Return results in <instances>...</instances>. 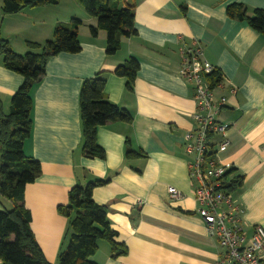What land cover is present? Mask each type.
Returning a JSON list of instances; mask_svg holds the SVG:
<instances>
[{
    "label": "crops",
    "instance_id": "1",
    "mask_svg": "<svg viewBox=\"0 0 264 264\" xmlns=\"http://www.w3.org/2000/svg\"><path fill=\"white\" fill-rule=\"evenodd\" d=\"M135 7L137 35L124 38L114 56L106 54L107 37L92 38L88 17L75 0L39 6L17 15L0 16V39L25 55L26 43L53 39L58 24L83 21L81 52L50 59L46 75L33 92V134L26 155L41 164V175L25 189L31 230L45 259L57 264L67 227L58 212L78 184L104 181L93 200L108 209L111 227L128 254L112 257L111 246L99 243L98 264H218L223 252L207 234L198 214L189 178L192 156L184 148L195 129V87L181 76L182 53L197 44L222 81L213 99L226 100L217 120L229 126V147L218 154L222 164L243 177L235 198L244 208L245 230L264 228V39L227 10L243 4L264 11V0H127ZM3 6V5H2ZM130 58L140 63L132 91L115 74ZM103 74L107 99L132 116L131 124L110 123L98 129L105 160L82 152L79 96L86 80ZM23 77L4 68L0 59V100L6 112ZM221 135L212 137L213 149ZM144 157L127 160L128 151ZM169 188L182 198L169 199ZM0 203V211L10 208ZM0 264L2 262L0 261Z\"/></svg>",
    "mask_w": 264,
    "mask_h": 264
},
{
    "label": "trees",
    "instance_id": "2",
    "mask_svg": "<svg viewBox=\"0 0 264 264\" xmlns=\"http://www.w3.org/2000/svg\"><path fill=\"white\" fill-rule=\"evenodd\" d=\"M62 0H3V16L17 15L26 9L39 6H57ZM88 17L96 20L90 26L92 38L100 32L107 37L106 54L114 56L121 48L124 38L137 35L135 7L127 0H75ZM231 19L245 22L264 39V11L252 12L243 4H233L227 10ZM84 25L79 19L68 24H58L53 39L44 43L27 42L28 52L19 55L7 40L0 39V59L5 69L23 77V83L11 99L10 109L4 110L0 100V203L10 208L0 211V261L2 264H50L43 255L31 230V214L25 207V189L41 175V164L26 155L24 147L33 134V92L46 75L51 58L60 54L81 52L79 30ZM140 63L130 58L117 67L115 74L127 79V90L132 91ZM211 88L222 81L220 72L207 75ZM106 80L103 74L86 80L80 91V119L82 128V152L86 158L105 160V151L97 141L98 129L110 123L131 124L132 116L107 99ZM144 157L128 151L127 160ZM224 178L223 190L235 195L242 188L243 177L234 169ZM104 181L78 184L69 192V202L60 206L58 212L67 219V227L57 264H98L93 260L99 243L111 246L112 257L128 254L125 244L118 241V233L111 227L108 209L93 200V190Z\"/></svg>",
    "mask_w": 264,
    "mask_h": 264
},
{
    "label": "built area",
    "instance_id": "3",
    "mask_svg": "<svg viewBox=\"0 0 264 264\" xmlns=\"http://www.w3.org/2000/svg\"><path fill=\"white\" fill-rule=\"evenodd\" d=\"M182 54L181 76L194 85L198 109L194 115L196 127L187 132L184 143L186 153L193 158L188 170L198 214L207 234L223 250L218 264H264V228L254 226L249 237L244 208L233 194L223 190L224 176L231 166L222 164L218 154L229 147V126L217 120L226 100L214 101L213 88L206 79L215 69L204 59L197 44L185 48ZM217 134L222 139L213 149L212 137ZM168 193L171 202L182 198L176 188H169Z\"/></svg>",
    "mask_w": 264,
    "mask_h": 264
},
{
    "label": "rangeland",
    "instance_id": "4",
    "mask_svg": "<svg viewBox=\"0 0 264 264\" xmlns=\"http://www.w3.org/2000/svg\"><path fill=\"white\" fill-rule=\"evenodd\" d=\"M2 5H3V0H0V16H2Z\"/></svg>",
    "mask_w": 264,
    "mask_h": 264
}]
</instances>
